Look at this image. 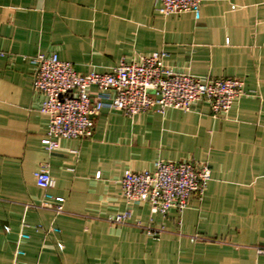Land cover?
Here are the masks:
<instances>
[{
	"label": "crops",
	"instance_id": "crops-1",
	"mask_svg": "<svg viewBox=\"0 0 264 264\" xmlns=\"http://www.w3.org/2000/svg\"><path fill=\"white\" fill-rule=\"evenodd\" d=\"M154 52L200 79L241 80L245 95L217 117L206 104L133 118L103 110L90 137L46 150L33 57L106 73ZM159 160L211 169L202 198L180 214L152 216L121 197L125 170ZM43 166L61 214L41 206ZM125 210L131 218L114 224ZM22 223L29 239L18 242ZM263 247L264 0H203L199 20L161 15L154 0H0V264H264Z\"/></svg>",
	"mask_w": 264,
	"mask_h": 264
},
{
	"label": "built area",
	"instance_id": "built-area-1",
	"mask_svg": "<svg viewBox=\"0 0 264 264\" xmlns=\"http://www.w3.org/2000/svg\"><path fill=\"white\" fill-rule=\"evenodd\" d=\"M202 1L154 0V7L164 16L190 13L199 20ZM165 58L166 54L154 52L128 64L122 62L106 73L94 70L80 73L70 63L59 60L55 53L33 57L32 88L43 96L39 112L48 120L42 145L52 151L58 147V140L90 137L93 116L103 110L120 111L133 118L150 110L159 113L169 109L190 111L198 104H206L212 116L217 117L226 116L245 95L241 80L200 79L167 65ZM99 175L97 173L96 177ZM210 179L211 169L207 162L159 160L152 170H125L119 183L121 197L127 206L146 204L152 216L166 217L172 211L180 214L192 197L201 199ZM34 183L44 191L41 206L61 214L64 199L49 193L55 182L46 166L34 173ZM130 218V210H125L111 221L124 224ZM27 227L21 224L18 242L29 239L23 231ZM50 231L59 233L55 228ZM147 232L158 235L151 229ZM197 240V237L191 238L192 242ZM257 253L264 256V247ZM16 255H23V252L17 250Z\"/></svg>",
	"mask_w": 264,
	"mask_h": 264
}]
</instances>
